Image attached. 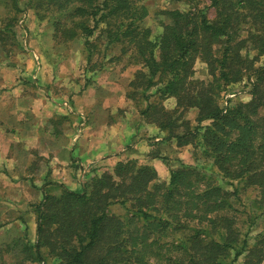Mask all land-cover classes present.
I'll use <instances>...</instances> for the list:
<instances>
[{
	"label": "trees",
	"instance_id": "obj_1",
	"mask_svg": "<svg viewBox=\"0 0 264 264\" xmlns=\"http://www.w3.org/2000/svg\"><path fill=\"white\" fill-rule=\"evenodd\" d=\"M19 1L10 0L16 13L22 11ZM193 1L186 10H161L166 19L156 35L143 25L148 12L139 0L37 1L39 10L52 15L55 43L82 40L87 60L96 52L101 63L111 46L120 45L111 61L130 52L128 62L135 60L140 68L129 91L146 101L139 114L177 146L198 142L213 170L180 162L169 167L167 182H158L152 166L126 159L92 176L80 192L42 191L33 205L36 240L31 245L22 237L24 256L14 264L40 263L44 252L57 264H233L240 256L242 264H264V227L249 245L233 208L237 182L257 190L264 218V65H255L264 55V0H206L203 8ZM96 29L99 38L105 35V52L90 41ZM7 33L14 38L10 27L0 29V35ZM197 59L205 63L209 80L192 77ZM244 78L250 99L221 106L220 93ZM170 97L175 108L167 110L162 101ZM192 108L194 125L184 119ZM114 205L124 213L110 212ZM17 243L6 244V251Z\"/></svg>",
	"mask_w": 264,
	"mask_h": 264
},
{
	"label": "crops",
	"instance_id": "obj_2",
	"mask_svg": "<svg viewBox=\"0 0 264 264\" xmlns=\"http://www.w3.org/2000/svg\"><path fill=\"white\" fill-rule=\"evenodd\" d=\"M29 50L28 58H24L25 66L15 61L0 67V71L3 70L0 73V170H5L4 174L9 176L1 181L21 185L22 179L29 186L27 193L31 196L27 200L30 204L40 202L42 191L56 196L61 194L62 188L80 192L85 182L97 173L100 164L112 166L120 160L135 159L150 165L156 170L157 178L168 181L169 170L158 156L165 155L168 145L177 148L176 141L167 139L165 131L147 123L132 101L119 99L120 80L112 77L108 84L99 86L98 83L93 89L95 82L90 89L93 94L101 92V95L95 94L94 98L79 96L81 89L75 91L69 84L66 92L74 90L75 93L68 98L62 96V92L54 93L55 87L43 82L45 75L39 66L41 54ZM30 59L35 63L32 69L26 67ZM114 69L120 71L116 66L109 67V70ZM51 93L56 95L55 99L48 98ZM45 140L48 145L40 147L39 143ZM18 153L26 156L19 159ZM38 160L43 164L40 168ZM13 169L25 173L15 176ZM21 218L25 220L23 212L18 213L12 223L16 226ZM27 227L32 245L36 240L35 217L34 225L29 223ZM0 232L10 233L12 240L17 237L19 228L5 225ZM50 260L57 264L53 258Z\"/></svg>",
	"mask_w": 264,
	"mask_h": 264
},
{
	"label": "rangeland",
	"instance_id": "obj_3",
	"mask_svg": "<svg viewBox=\"0 0 264 264\" xmlns=\"http://www.w3.org/2000/svg\"><path fill=\"white\" fill-rule=\"evenodd\" d=\"M37 1L38 0L19 1V7L20 9H22V11L16 13L15 9H13L11 5L10 0H0V29L10 27V29L14 33V38L12 37L11 33L0 35V67L9 66L15 61H17V63L21 62L24 64L23 66H25L26 60H24V58H28L27 53L30 52L29 48H31L40 52L41 63L39 64V66L40 69L43 70V75H45L43 82L53 85L55 87L54 93L62 92V96L70 98L69 96H71V94L75 93V91H77L78 89H81L82 93L80 92L79 96L94 98L95 94L101 95V92H96L95 94H93L91 90L95 89L98 83L99 86L105 83L108 84L107 81L113 77V80L115 78H117V81L120 80V83H118L120 84V89L122 90H119V99L132 101V105L137 109L139 113L140 109L145 106L146 101L138 99L140 93H136V95L133 97L131 95L132 92L129 91L128 82L133 77L134 71L140 68L139 64L134 62L135 60H131L132 62L130 63L128 62L127 57H132L130 52H128V54H126V56H124L120 60L111 61L114 56H117L119 54L120 45L111 46L110 48H108V52L104 54L105 56L103 57V61L105 63H101L100 59L102 57V54L98 55V53L96 52L91 55L90 60H87V55L89 53L85 51L82 40L72 41L66 44L55 43V40L53 39L55 28L54 23L51 19L52 15L46 10H39L36 4ZM191 1L139 0V3L144 5L148 12L143 21V25L151 27L153 35H156L162 30L161 27L158 26L159 21L166 19L164 15L159 13L161 10L172 8L186 10L190 8L192 4ZM194 1H198V5L202 8L204 6L207 7V5L209 4V2L206 0ZM44 7H48V5H45ZM204 10L209 18H212L214 16V10L212 8L208 7ZM14 16H16L17 18V21L15 23L12 20ZM42 16L46 18H41ZM99 31L100 30L98 29L95 30L94 34L90 37V41L94 42L93 44L95 45V50L101 49L100 51L104 50L105 52V35L101 34L102 36H100L99 38L97 36ZM28 39H30V41ZM254 55L255 52H250L251 57ZM30 60V65H26V67L32 69L33 65L35 67V63L32 59ZM255 65H264V55L258 58V61ZM100 66L102 67L99 68ZM111 66L118 67L120 71L118 72L116 71V69L109 70V67ZM101 70H103V73L99 72ZM2 71H0V73H2ZM109 72L111 74H109ZM192 77L194 79L204 81L210 79L205 63L200 61L199 59H197L193 65ZM95 82L96 84L93 86ZM69 84H71L72 88L75 91L69 90L71 91L70 93L66 92L69 89ZM249 84L250 83L248 82V80L244 78L242 81L227 85L225 89L220 93V105L224 106L225 103L231 105L239 101L243 102L247 100L250 97ZM92 86L93 89H90ZM63 89H65V92ZM232 94H234L235 97H233ZM53 96L56 95L53 93H51V95L48 94V98L55 99V97ZM151 99L152 101L159 102L158 98L156 97H153ZM162 104L167 110H172L175 108V99L172 97L167 98L162 101ZM195 116L196 109L192 108L185 112L184 119H187L191 125H194ZM180 122L181 120L178 121V124ZM44 126L46 128L47 125ZM181 129L182 127L179 126L177 130L180 131ZM39 144L40 147L44 148L48 145V142L45 140L41 141ZM202 150L203 149L198 142L177 146V148H173L168 145L167 149H165V155L162 156L168 160V165L163 161L162 163L168 168V170L169 167L172 168L179 166L180 162L204 167L207 171L213 170L210 159L202 154ZM20 151L21 150L19 149V152ZM153 153L155 152H152V154ZM23 156L26 155H24L23 153H18L16 157L22 159ZM136 161L137 165L142 164L138 160ZM117 162H115L112 166H103V164H100L95 175H99L104 171H112ZM37 163V166H39V168L43 166L42 162H40L39 160ZM18 164H20V162L16 164V167H18ZM23 165L25 166L26 163ZM4 171L0 170V179L9 178L8 175L4 174ZM12 172L15 176L18 174L21 175V173L23 172L25 173L24 170L20 169H13ZM10 179L12 180L13 178ZM157 181L164 182L165 180H163L162 178H157ZM21 182V185H17L14 183V181H12L11 183H4L0 180V226L2 227L6 225L7 227L19 228L17 237L13 238L12 240H10V233L8 234V232H5L6 234H2V232H0V264H14L15 262L23 258L24 254L20 251L22 237L28 238L27 225L29 223L31 225H34V204H30L27 200V198L31 196L28 194L29 192L27 190L29 186L27 184L25 185L22 179ZM217 182L219 183L220 181L217 179ZM233 185L238 187L237 200L235 199L233 201V208L235 209V211H237L235 213L237 221L236 224L241 233V238H246L248 244L251 245L254 242L253 240L256 233L263 230L264 227V218L263 216H259V214L261 213V209L255 201L257 197V190L253 188L245 189L241 184H237V182H234ZM232 188V186L225 185V189L227 190H232ZM231 198L233 199V197ZM20 212H23V214L25 215V220L21 218L22 221L16 223V227L15 223L12 222L15 221L14 217H16ZM110 212L118 215H122L124 213L123 209L119 205H114L112 208H110ZM28 214L30 215L28 216ZM12 233L14 234L15 232H11V234ZM13 240L18 241L17 245L12 248L11 251H6V244H12ZM43 257H45V259L40 263L26 261L25 264H49L48 262L52 264L50 260L52 258L48 256L46 252L43 253ZM231 258L232 254L231 256L226 258L225 261L228 262L231 260ZM242 262L243 256H240L233 262V264H242Z\"/></svg>",
	"mask_w": 264,
	"mask_h": 264
},
{
	"label": "built area",
	"instance_id": "obj_4",
	"mask_svg": "<svg viewBox=\"0 0 264 264\" xmlns=\"http://www.w3.org/2000/svg\"><path fill=\"white\" fill-rule=\"evenodd\" d=\"M225 105H226V103H225Z\"/></svg>",
	"mask_w": 264,
	"mask_h": 264
}]
</instances>
